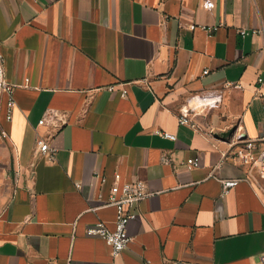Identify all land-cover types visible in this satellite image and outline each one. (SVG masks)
Returning <instances> with one entry per match:
<instances>
[{"label": "crops", "instance_id": "1", "mask_svg": "<svg viewBox=\"0 0 264 264\" xmlns=\"http://www.w3.org/2000/svg\"><path fill=\"white\" fill-rule=\"evenodd\" d=\"M210 1L0 0L16 85L11 120L0 96V264H262L264 175L230 139L263 133L264 0ZM119 84L126 96L108 89ZM38 137L53 160L36 154ZM193 157L201 165L186 168ZM116 174L149 195L114 256L87 229L114 228ZM222 179L242 181L224 195Z\"/></svg>", "mask_w": 264, "mask_h": 264}, {"label": "built area", "instance_id": "2", "mask_svg": "<svg viewBox=\"0 0 264 264\" xmlns=\"http://www.w3.org/2000/svg\"><path fill=\"white\" fill-rule=\"evenodd\" d=\"M205 4L210 7L212 2L210 0H205ZM198 27L195 24H190L189 29L196 30ZM202 29L211 33L218 30L219 26H201ZM243 36H246L249 32L248 30L240 31ZM256 33V31H254ZM208 73V70L204 71V74ZM260 84H264V76L258 79ZM118 86L120 87V92L122 96L128 94V89L124 88L123 84L117 86H110L108 89L110 91H115ZM15 89L16 85L11 84L6 80L5 77V67H4V56L0 53V96L7 95V119L11 120L13 117V110L16 106L15 100ZM262 109L264 113V94L261 95ZM213 102L212 104H216ZM46 117L40 120V124H44ZM180 123L187 124L198 130V126L192 123L189 117V111H183L180 116ZM161 136L176 140L175 134L167 131H157ZM1 135L3 137H8L5 130H1ZM264 142V124L263 133L259 138H249L245 133H234L230 139V145L233 150L231 154L235 160L241 162L242 164L248 166L249 174L257 173L264 175V148H260V144ZM36 154L40 156L47 157L49 160L55 158L56 149L50 144L49 139H43L38 137L36 140ZM164 162H170V158L167 155L163 156ZM201 165L200 157L189 158L184 162V166L188 169H195ZM102 183L106 182V178L96 175ZM242 180L241 179H222L223 194L227 195L231 192L233 188L238 186ZM149 195L147 186L143 181L135 182H124L121 183V175L116 174V181L111 187L110 195L107 200V205L114 206L117 212L115 219L114 228H110L103 221L97 222L91 225L87 229V234L91 236H99L103 238L106 243L111 247L112 254L114 256L119 255L121 252L129 248L132 243V237L129 232V225L133 220H136L139 216V205L144 201ZM261 263L264 264V253L261 257Z\"/></svg>", "mask_w": 264, "mask_h": 264}, {"label": "rangeland", "instance_id": "3", "mask_svg": "<svg viewBox=\"0 0 264 264\" xmlns=\"http://www.w3.org/2000/svg\"><path fill=\"white\" fill-rule=\"evenodd\" d=\"M264 148V145L261 147V149H263ZM5 203H6V194L4 193V191L2 190L1 192H0V211H1V207L3 206V205H5Z\"/></svg>", "mask_w": 264, "mask_h": 264}, {"label": "water", "instance_id": "4", "mask_svg": "<svg viewBox=\"0 0 264 264\" xmlns=\"http://www.w3.org/2000/svg\"><path fill=\"white\" fill-rule=\"evenodd\" d=\"M233 133V130H230L228 132H226L225 134H223V136H230Z\"/></svg>", "mask_w": 264, "mask_h": 264}]
</instances>
